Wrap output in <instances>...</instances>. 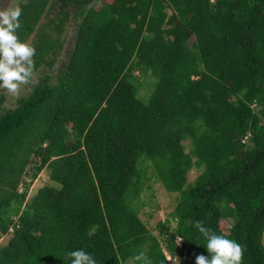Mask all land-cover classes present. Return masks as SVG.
Here are the masks:
<instances>
[{
    "label": "trees",
    "instance_id": "trees-1",
    "mask_svg": "<svg viewBox=\"0 0 264 264\" xmlns=\"http://www.w3.org/2000/svg\"><path fill=\"white\" fill-rule=\"evenodd\" d=\"M19 8L20 39L38 32L41 74L0 114V264H71L77 249L96 264H138L141 251L153 264L166 254L196 264L210 258L198 220L246 248L241 264H264V0ZM44 171L49 182L29 196ZM151 179L177 197L158 236L137 206Z\"/></svg>",
    "mask_w": 264,
    "mask_h": 264
},
{
    "label": "clouds",
    "instance_id": "clouds-1",
    "mask_svg": "<svg viewBox=\"0 0 264 264\" xmlns=\"http://www.w3.org/2000/svg\"><path fill=\"white\" fill-rule=\"evenodd\" d=\"M21 15L22 10L18 6H10L6 11L0 12V89H6L13 96L19 95L22 85L31 82L35 72L36 50L19 37ZM193 226L205 238L206 249L210 254V258L198 255L196 264H241L246 251L243 245L217 235L203 221H195ZM177 243L182 247L181 240H177ZM67 256L71 259V264H96L95 258L82 249L70 251ZM166 257L169 264H172L174 259L168 254ZM134 260L138 264H153L143 251L135 255Z\"/></svg>",
    "mask_w": 264,
    "mask_h": 264
},
{
    "label": "rangeland",
    "instance_id": "rangeland-1",
    "mask_svg": "<svg viewBox=\"0 0 264 264\" xmlns=\"http://www.w3.org/2000/svg\"><path fill=\"white\" fill-rule=\"evenodd\" d=\"M23 0H13L11 6L13 7H20V4L22 3ZM53 15H48L44 17L41 20V23L39 25L38 31L41 30V26L45 29V26L49 19H52ZM77 22L72 20L70 23L67 25V31L65 32V37L63 38V43L64 46L62 50H60L61 54L60 57L57 59L55 65L52 67L51 71H55L54 73L57 72L58 68L60 65L67 60V48L73 47V42H74V37H75V28H76ZM38 32H36L31 40H29L28 43L31 44L34 41H38L39 37L37 36ZM66 43V45H65ZM37 71V70H36ZM35 71V72H36ZM34 72V76L31 80V82L27 85H22L20 88V92L18 96H13L7 92L6 89H0V96L2 95L4 97V102L0 106V114H2L6 109L14 108L17 103L18 99L28 97L32 90L34 89L35 84L39 82V75L38 73L40 72L41 74V69H39L38 73ZM137 74V73H136ZM150 86V84H147ZM145 91L142 90L141 94H144ZM183 143L188 144V140L184 141ZM150 163L148 162L146 164V174L149 177L151 168H149ZM197 177L196 171H191L189 175V179L193 180ZM26 181H30V178L27 177ZM49 182V174L47 171H44L41 173V175L32 183L29 196L34 195L40 188L45 186ZM149 186V187H148ZM19 192L23 191V188L20 187ZM177 204V197L176 195L173 194H168L166 192L165 187L162 185L160 181L151 179L150 181H147L145 183L144 191L141 195L139 204L137 205L140 211V218L145 222L148 227L153 230L155 235H159V231L156 229V226L159 222H164L168 219H170V214L173 212V210L176 208ZM175 228V222H172L169 226V232ZM7 239L2 238L0 240L1 243L6 242ZM179 241V240H178ZM172 264H178L177 262H174L172 260ZM129 264H133L131 261Z\"/></svg>",
    "mask_w": 264,
    "mask_h": 264
},
{
    "label": "water",
    "instance_id": "water-1",
    "mask_svg": "<svg viewBox=\"0 0 264 264\" xmlns=\"http://www.w3.org/2000/svg\"><path fill=\"white\" fill-rule=\"evenodd\" d=\"M13 0H0V12L6 11L12 4Z\"/></svg>",
    "mask_w": 264,
    "mask_h": 264
},
{
    "label": "built area",
    "instance_id": "built-area-1",
    "mask_svg": "<svg viewBox=\"0 0 264 264\" xmlns=\"http://www.w3.org/2000/svg\"><path fill=\"white\" fill-rule=\"evenodd\" d=\"M175 262H176V260H175Z\"/></svg>",
    "mask_w": 264,
    "mask_h": 264
}]
</instances>
